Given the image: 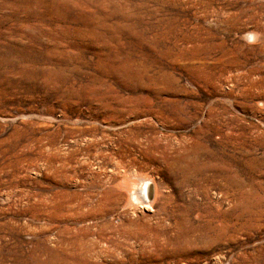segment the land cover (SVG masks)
I'll return each instance as SVG.
<instances>
[{"label":"rangeland","instance_id":"374dc122","mask_svg":"<svg viewBox=\"0 0 264 264\" xmlns=\"http://www.w3.org/2000/svg\"><path fill=\"white\" fill-rule=\"evenodd\" d=\"M0 264H264V0H0Z\"/></svg>","mask_w":264,"mask_h":264},{"label":"bare ground","instance_id":"6f19581e","mask_svg":"<svg viewBox=\"0 0 264 264\" xmlns=\"http://www.w3.org/2000/svg\"><path fill=\"white\" fill-rule=\"evenodd\" d=\"M250 36V35H249ZM28 75V74H27ZM63 164V163H62ZM142 182V181H141ZM145 182V181H144ZM145 184V183H144ZM147 185H145L144 187H143V189H141V191L140 190H138V188L137 189H133V192H132V199H136V197L138 196V197H140L139 195H138V193H143L144 194V196H146V199H148V197L152 194V186H150V187H148V183H146ZM140 188V187H139ZM148 200H150V199H148Z\"/></svg>","mask_w":264,"mask_h":264}]
</instances>
